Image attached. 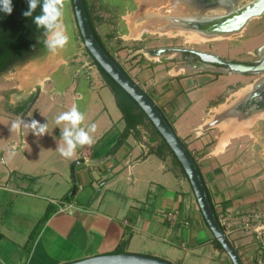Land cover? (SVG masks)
<instances>
[{
  "label": "crops",
  "instance_id": "0c3cea01",
  "mask_svg": "<svg viewBox=\"0 0 264 264\" xmlns=\"http://www.w3.org/2000/svg\"><path fill=\"white\" fill-rule=\"evenodd\" d=\"M122 1L86 0L94 28L187 145L214 211L264 213V117L249 121L235 114V85L212 88L213 76L224 72L190 67L176 52L158 53V48L174 46L149 41L151 32L164 27L147 29L149 13L138 12L139 0ZM62 23L70 37L63 49H46L42 57L0 75L8 84L0 87V102L6 104L0 114L48 126L40 137L23 128L0 139V161L18 146L14 158L0 163V264H64L111 253L127 236L126 252L174 264L180 260L177 246H209L215 255L228 257L212 243L186 174L170 156L148 153V144L156 145L157 139L150 141L140 128L139 137L130 132L115 148L125 121L116 101L115 116L109 113L113 94L84 46L71 5ZM44 96L50 99L46 111ZM74 104L85 115L82 126L97 127L91 146H78L74 157L64 158L56 150L63 143V124L57 126L55 118ZM59 202L70 203V211H58ZM49 206L50 216L39 223ZM170 209L188 224L166 220ZM231 237L243 264H255L254 236Z\"/></svg>",
  "mask_w": 264,
  "mask_h": 264
},
{
  "label": "water",
  "instance_id": "95a60500",
  "mask_svg": "<svg viewBox=\"0 0 264 264\" xmlns=\"http://www.w3.org/2000/svg\"><path fill=\"white\" fill-rule=\"evenodd\" d=\"M236 3L237 0L231 1L230 4L233 6V9L227 16L222 17L221 20L236 19L238 22L237 30L242 29L248 19L254 16H259L264 12V0H253L251 2L245 3L240 8H237ZM72 6L84 46L90 55L95 59V61L138 103L155 128L164 138L175 157L181 164L182 169L191 184L202 215L210 231L212 232L213 237L219 242L232 264H243L239 252L218 222L199 166L187 145L178 136L175 129L168 122L167 118L158 105L152 100V98L125 72L116 59L112 57L102 46L90 23L84 0H72ZM183 50L190 52L199 59L200 67L195 64L191 65V63H186V65L190 67L203 68L225 73L233 72L238 74H261V76L253 82L252 86L253 88H256L264 84V44L255 50L259 58L252 62L236 61L229 58H224L219 54L198 50L195 48L182 49L181 47L177 46H167L157 49L158 53L178 52ZM236 104L237 103H235V105ZM74 192L75 189H72L70 196ZM64 264L174 263L158 256L134 252H121L94 255Z\"/></svg>",
  "mask_w": 264,
  "mask_h": 264
},
{
  "label": "rangeland",
  "instance_id": "374dc122",
  "mask_svg": "<svg viewBox=\"0 0 264 264\" xmlns=\"http://www.w3.org/2000/svg\"><path fill=\"white\" fill-rule=\"evenodd\" d=\"M124 2L121 0V4ZM71 5L70 0H66L65 8H69ZM139 11H146L149 13L148 23L145 25L147 29L151 31H157L158 26H163L167 23V16H178L181 14L191 13L185 4L180 3L178 0H139ZM165 28V27H164ZM171 32H151V38L149 41L153 46H186L195 48L202 51H208L221 56L236 59V60H253L256 58L255 50L264 44V14L257 18H252L249 23L239 32L226 35L225 37L207 39L190 31H176L173 28ZM256 74H249L244 76L238 73H223L215 76V82L212 84V88L217 90L219 88H226L227 84L233 86V93L231 98L239 100L243 95L241 92H246L251 88L253 80L256 79ZM239 81V82H238ZM8 85L3 78L0 77V87ZM215 91V92H217ZM109 92V91H108ZM186 100V98H185ZM30 101V99H29ZM50 103L49 97H42L41 104L46 111V107ZM5 102H0V113H3ZM115 100L111 95V106L109 109L110 115L115 116ZM43 110V111H44ZM118 110V109H117ZM119 114V112H118ZM264 117V111L256 112L248 117L249 121L255 117ZM18 117H13L15 120ZM11 119L4 114H0V139L6 136L10 131ZM22 131V130H21ZM21 133V132H20ZM13 131L14 135H18ZM1 152V149H0ZM3 184L0 182V185ZM232 238V237H231ZM177 253L180 255L178 264H231L228 257L224 255H215L209 246H205L196 250V248L187 245L186 248L177 246Z\"/></svg>",
  "mask_w": 264,
  "mask_h": 264
},
{
  "label": "trees",
  "instance_id": "16d2710c",
  "mask_svg": "<svg viewBox=\"0 0 264 264\" xmlns=\"http://www.w3.org/2000/svg\"><path fill=\"white\" fill-rule=\"evenodd\" d=\"M70 3L72 6V0H70ZM84 3L94 32L102 46L106 49L91 21L86 0H84ZM12 8L13 10L11 14H6L0 11V74H2L3 71L10 70V64L12 62H25L27 59L33 58L35 55L40 54L41 52H45L47 49L44 45V30L38 28L34 23V17L41 13V8L38 6L31 17H25L23 15V12L28 10V0H12ZM107 52L113 57V55L108 50ZM90 57L93 63L97 66L106 85L111 90L116 104L122 113V118L125 121V128L121 132L120 140L115 148L120 146V144L126 139L130 132H133L135 136L139 137L141 133L140 128H142L148 134L150 141H154L155 139L158 140L156 145L148 144V153H153L161 158L170 156L174 164H176L180 168L181 172L185 174L174 153L158 130L155 128L153 123L147 117L145 112L138 105V103L95 61L91 55ZM168 122L173 127L169 120ZM70 198L71 196L67 195L66 199L69 200ZM51 212L52 206L47 207L45 213L40 218L39 223L46 221ZM37 229L38 225L30 233L29 241L34 239ZM128 241L129 236L120 240L111 253L126 252L125 247ZM212 243L215 247L223 250L215 238H212ZM232 243L234 244L233 241ZM234 246L239 252L238 247L235 244Z\"/></svg>",
  "mask_w": 264,
  "mask_h": 264
},
{
  "label": "clouds",
  "instance_id": "9594fccd",
  "mask_svg": "<svg viewBox=\"0 0 264 264\" xmlns=\"http://www.w3.org/2000/svg\"><path fill=\"white\" fill-rule=\"evenodd\" d=\"M66 0H28V10L23 12L25 17H31L39 6L41 13L34 17V23L38 28L43 29L44 45L52 53L58 49H63L69 42V35L62 23ZM12 0H0V11L11 14ZM85 115L79 110L77 105H73L69 110L58 114L55 118L57 126L63 124L61 138L63 143L58 144L56 150L64 158H72L76 154L78 146H91L94 143L93 133L96 132V124L92 123L87 127L82 126ZM23 128H28L37 137L48 132L47 123H40L32 119L26 122L22 117H18L11 122L10 132L20 133ZM18 146L13 145L7 150V154L0 163H7L17 154Z\"/></svg>",
  "mask_w": 264,
  "mask_h": 264
},
{
  "label": "flooded vegetation",
  "instance_id": "af4514ba",
  "mask_svg": "<svg viewBox=\"0 0 264 264\" xmlns=\"http://www.w3.org/2000/svg\"><path fill=\"white\" fill-rule=\"evenodd\" d=\"M178 1L182 4H185L187 8L191 11V13L189 12L178 16H167L168 20L167 23L164 25L165 28H173L174 32L178 30L190 31L191 33L198 34L207 39L217 38V36L221 37L226 34L239 32L237 30L238 22L236 21V19L221 20L222 17L227 16L233 9V6L230 4L232 0H178ZM251 1L253 0H237L236 6L237 8H240L245 3ZM263 14L264 12L261 15ZM261 15L254 16L248 19L245 26L249 23V21L252 18H257L260 17ZM177 47H181L182 49H192L191 47H186V46H177ZM166 53L172 54L175 52H166ZM44 54L45 52H41L40 54L35 55L33 58L27 59L25 62L40 58ZM176 54L185 63H191V65L195 64L200 67L198 57L191 54L190 52L183 50L176 52ZM255 56L256 58L253 60H236V59H232V60L242 61V62H252V61H256L259 58L256 51H255ZM22 63L24 62L14 61L10 64L11 66L10 68L14 69L17 66L21 65ZM5 72L6 71H3L2 74ZM243 75L246 76L249 74H243ZM255 76L257 79L261 76V74H256ZM236 103L237 104L235 107V114H240L244 118L256 112L264 111V84L256 88H253V86L251 85V88H249V90H247V92L239 100H237Z\"/></svg>",
  "mask_w": 264,
  "mask_h": 264
},
{
  "label": "built area",
  "instance_id": "2783aa9c",
  "mask_svg": "<svg viewBox=\"0 0 264 264\" xmlns=\"http://www.w3.org/2000/svg\"><path fill=\"white\" fill-rule=\"evenodd\" d=\"M71 204L68 202L57 203V210L60 212L70 211ZM218 222L226 235L230 238L232 235L244 237L254 236L257 251L254 255L255 264H264V213L255 209L247 213L230 212L224 209H218L215 212ZM171 224L182 222L187 225L188 221L179 215L176 209H170L163 215ZM182 245L185 242H181Z\"/></svg>",
  "mask_w": 264,
  "mask_h": 264
},
{
  "label": "bare ground",
  "instance_id": "6f19581e",
  "mask_svg": "<svg viewBox=\"0 0 264 264\" xmlns=\"http://www.w3.org/2000/svg\"><path fill=\"white\" fill-rule=\"evenodd\" d=\"M158 27H159V26H158ZM240 30H241V29H240ZM240 30H238V31H240ZM158 31L161 32V33H162V32H163V33H164V32H171L170 29H165V28H163V29L160 28ZM178 31H181V30H178ZM230 34H231V33H230ZM226 35L228 36L229 34H226ZM226 35H223V36H226ZM223 36H221V37H223ZM217 38H219V36H217ZM246 92H247V91H246ZM246 92L243 91V92H241V94L244 95Z\"/></svg>",
  "mask_w": 264,
  "mask_h": 264
}]
</instances>
